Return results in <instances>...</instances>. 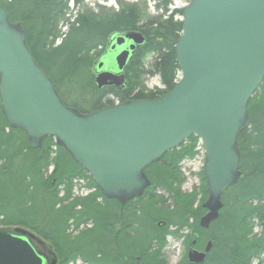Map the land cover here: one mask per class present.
Segmentation results:
<instances>
[{
	"label": "trees",
	"instance_id": "trees-1",
	"mask_svg": "<svg viewBox=\"0 0 264 264\" xmlns=\"http://www.w3.org/2000/svg\"><path fill=\"white\" fill-rule=\"evenodd\" d=\"M70 1L0 0L10 22L24 30L30 53L55 82L66 106L90 115L120 104L157 100L174 89L180 79L176 45L183 33V22L177 17L182 18L185 9L152 17L143 4H137L116 15L79 13L67 20ZM162 4L167 14L171 0ZM63 22L65 33L60 31ZM127 32H139L146 39L126 70L127 86L100 90L95 66L111 37ZM58 39L60 44L55 45ZM151 77L160 78L161 89L147 88ZM64 88L85 97L84 104L66 103ZM237 146L243 161L240 178L222 195L220 218L206 238L199 225L207 212L204 172L200 193L182 190V163L203 150L197 137L148 167L149 186L140 196L121 202L107 199L54 138H46L40 149H31L25 132L9 125L0 105V229L17 227L45 239L54 250L56 264L78 260L85 264H167L168 239L180 238L186 228L191 230V239L199 235L203 241L213 240L206 264H254L256 260L264 264L260 261L264 256V80L249 102L248 121ZM78 180H85L91 189L85 197L73 195ZM256 220L260 233L254 231ZM181 264H189L187 257Z\"/></svg>",
	"mask_w": 264,
	"mask_h": 264
},
{
	"label": "water",
	"instance_id": "water-1",
	"mask_svg": "<svg viewBox=\"0 0 264 264\" xmlns=\"http://www.w3.org/2000/svg\"><path fill=\"white\" fill-rule=\"evenodd\" d=\"M182 22L180 80L170 93L82 115L63 103L30 53L24 30L0 7V105L31 149L54 138L107 199L121 202L149 186L148 167L197 137L207 156L208 213L200 221L206 229L219 219L222 195L243 168L238 135L264 80V0H192ZM145 43L139 32L114 34L95 66L98 89L126 88V70ZM211 248L190 251L189 263L204 264ZM0 264L56 263L42 239L10 227L0 229Z\"/></svg>",
	"mask_w": 264,
	"mask_h": 264
},
{
	"label": "rangeland",
	"instance_id": "rangeland-1",
	"mask_svg": "<svg viewBox=\"0 0 264 264\" xmlns=\"http://www.w3.org/2000/svg\"><path fill=\"white\" fill-rule=\"evenodd\" d=\"M79 1H80L79 5L76 4L73 0L69 2V6H68L69 10H68V15L66 17L67 20H69L74 15H77L79 13L92 12L95 15H100V14L103 16L116 15V14L122 13L123 10L135 7L137 4H143L144 5L143 7L146 9V12L148 13L147 15L149 16L157 17L161 15L162 16L170 15L174 10L186 9L192 0H171V4L168 7L169 12L167 14H165V10H164L165 7L162 4L164 0H79ZM157 6H159V8ZM177 19L183 20V17L182 18L177 17ZM66 30H67L66 24L64 22L61 23L60 31L62 33H65ZM58 44H60L59 39L56 41L55 45H58ZM146 86L149 90H154L156 88H159V89L162 88V84H161L159 77L148 78L146 81ZM63 98L66 103L78 102V103L84 104L83 98L85 97L78 94L77 91L74 89L64 88ZM206 161H207V156H206L205 150L203 149L202 151L199 150V154L194 159L186 160L182 163L181 165L182 173L185 178V183L183 184V187H182V190L184 192L188 193V192H192L196 190L198 193H200V188L202 185L201 175L204 172ZM52 171L53 169L51 168L49 171V174H51ZM239 178H240V175H239ZM75 185H76V189L73 192V195L75 198L85 197L87 194L91 192V189L89 188L88 183L85 180H78L75 182ZM206 191H207V185H206ZM208 200H209V194H208L207 201ZM206 202L204 203V205L206 204ZM222 209H223V205L219 211L220 214H221ZM254 225H255L254 227L255 233H260L261 231L260 223L256 220L254 222ZM190 232L191 230L186 228L184 229V231H182L179 234L180 238L170 237L168 239L167 246L164 249V256H165L167 264H179V262L184 261L185 255H183L184 250H183L182 243L184 241V237L187 236ZM196 237H193L192 239H195ZM46 244L49 246L51 250H53L51 245L48 242H46ZM203 244H205V242ZM262 260L264 261V256L261 257L260 261ZM258 263H259V260H256L255 264H258ZM74 264H85V263L83 261L78 260Z\"/></svg>",
	"mask_w": 264,
	"mask_h": 264
},
{
	"label": "flooded vegetation",
	"instance_id": "flooded-vegetation-1",
	"mask_svg": "<svg viewBox=\"0 0 264 264\" xmlns=\"http://www.w3.org/2000/svg\"><path fill=\"white\" fill-rule=\"evenodd\" d=\"M208 213V210H207V212H206V214ZM205 214V215H206ZM204 215V216H205ZM203 218V217H202ZM201 218V219H202ZM220 218V217H219ZM201 219H200V221H201ZM219 220V219H218ZM217 220V221H218ZM216 222V221H215ZM215 222H213V223H215ZM213 223H211L210 224V226H209V228H206V229H204V237H210V234H208V232L209 231H211V233H212V225H213ZM199 225H200V223H199ZM203 229V228H202ZM190 234V233H189ZM189 234L187 235V236H185L184 237V241H183V243H182V246H183V250H184V254L183 255H185L184 257H187V260H188V262H189V259H188V254H189V252L190 251H192V250H196V251H198V252H200V253H203V252H205V249L207 248V246L209 245V243H212V248H211V250H210V252L207 254V259H206V261H205V263L204 264H206L207 263V260H208V258H209V255L211 254V252H212V250H213V246H214V242H213V240L212 239H207L206 241H203L202 239H200V237L199 236H197L195 239H191V238H189L188 236H189ZM203 237V238H204ZM205 242V244H203ZM205 245V246H204ZM204 246V247H203ZM183 260V259H182ZM181 260V261H182ZM182 262H179V264H181ZM190 264V263H189ZM255 264V263H254Z\"/></svg>",
	"mask_w": 264,
	"mask_h": 264
},
{
	"label": "bare ground",
	"instance_id": "bare-ground-1",
	"mask_svg": "<svg viewBox=\"0 0 264 264\" xmlns=\"http://www.w3.org/2000/svg\"><path fill=\"white\" fill-rule=\"evenodd\" d=\"M44 241H45V239H43ZM45 242H47V241H45ZM48 247V246H47Z\"/></svg>",
	"mask_w": 264,
	"mask_h": 264
}]
</instances>
